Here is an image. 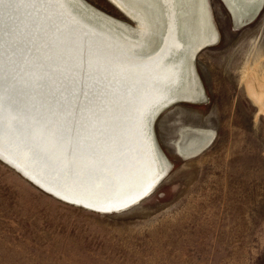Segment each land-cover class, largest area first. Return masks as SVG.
Here are the masks:
<instances>
[{"label":"rangeland","instance_id":"rangeland-1","mask_svg":"<svg viewBox=\"0 0 264 264\" xmlns=\"http://www.w3.org/2000/svg\"><path fill=\"white\" fill-rule=\"evenodd\" d=\"M77 1L88 23L130 39L138 11L159 44L145 0ZM182 5L185 39L202 45L181 54L174 100L152 122L164 174L151 194L99 211L0 160V264H264V0Z\"/></svg>","mask_w":264,"mask_h":264},{"label":"water","instance_id":"water-1","mask_svg":"<svg viewBox=\"0 0 264 264\" xmlns=\"http://www.w3.org/2000/svg\"><path fill=\"white\" fill-rule=\"evenodd\" d=\"M73 5V0L0 1V41L6 40V48H0V160L38 188L69 203L75 201L60 195L75 192L88 167L98 165L103 170L105 158L115 168L133 162L135 138L140 143L137 137L142 125L152 128L159 112L140 113L135 116L138 126L127 130L129 114L142 105H138V97L144 95L141 91L123 81L100 85L91 78L92 71L76 63L75 56L71 55L75 65H65L55 61L53 53L49 55L54 45L52 39L50 43L51 32L56 35L66 27L62 12L103 29L78 15ZM6 16L10 19L3 21ZM8 59L10 64L3 66L1 62ZM69 69L78 72L80 78L71 75ZM60 71L67 74L60 77ZM111 88L118 89L116 96L110 94ZM108 108L119 110L121 120L116 131L108 127L112 126ZM111 117L114 122L119 119V115ZM80 154L93 163H80Z\"/></svg>","mask_w":264,"mask_h":264},{"label":"bare ground","instance_id":"bare-ground-1","mask_svg":"<svg viewBox=\"0 0 264 264\" xmlns=\"http://www.w3.org/2000/svg\"><path fill=\"white\" fill-rule=\"evenodd\" d=\"M73 1L79 5L77 0ZM145 1L154 9V24L157 26L152 31L160 40L154 49L147 45V38H144L145 34H151L148 29L150 26L138 11H136V16L140 20L141 29V36L138 39H130L126 34L118 31L113 32L109 29L97 30L80 22L76 16L69 17L65 12H62L60 17L63 20L62 24L66 27L61 32L58 31L56 35L54 32L50 34V37L52 36L50 43L52 39L54 45L50 47L49 55L53 53L56 56L55 61L60 64L75 65L71 55L75 56L76 63L80 64L83 70L92 71L91 78L98 80V84L102 85L107 82L117 84L123 81L144 94L138 97V105L142 104L138 108L139 111L134 112L133 109L129 114L130 121L129 124L127 123V130L132 129L134 125L138 126L135 116H140V113L143 114L146 110L158 112L174 100L171 94L182 77L185 65L184 57L181 54H194L202 45V42L195 44L193 41L185 39L188 37L184 25L185 12L181 9L184 0H153L152 4L149 2L150 0ZM1 19L7 21L10 18L6 16ZM15 22L12 21L14 24ZM55 39L58 40L54 41ZM5 43L6 40H1L0 48L5 49ZM2 44L4 46H1ZM32 61L30 60L29 63ZM1 64L6 66L10 64V60L2 61ZM69 70L71 75L80 78V74L74 72V69ZM59 73L60 77L67 74L65 71H60L57 75ZM57 80L62 82L59 78ZM144 86L146 87L143 88ZM90 89L94 88L91 86ZM117 90L111 88L110 94H117ZM101 94L104 93L101 91ZM143 96L144 100H142ZM259 104L264 109V102L260 101ZM118 111L116 108H108L106 112L110 113L109 120L112 126H107L112 131L114 128L115 131L116 128H119L121 117ZM111 114L116 115V118L119 115L117 122H114ZM97 115L102 114L98 113ZM150 130V127L146 128L145 125H142V133L137 137L138 140L140 139V143L135 138L136 142L132 145L135 155L133 162L115 168L110 166V160L105 158L103 170H100L98 165L88 167L89 171L86 172L84 180L81 178V183L78 182L79 185L75 186V192L70 191V195L60 196L99 211L120 210L146 197L164 174L156 156ZM80 155L78 158L80 163H84L85 166L89 161L90 165L93 163L91 158Z\"/></svg>","mask_w":264,"mask_h":264}]
</instances>
